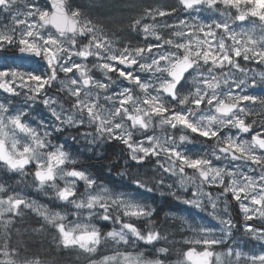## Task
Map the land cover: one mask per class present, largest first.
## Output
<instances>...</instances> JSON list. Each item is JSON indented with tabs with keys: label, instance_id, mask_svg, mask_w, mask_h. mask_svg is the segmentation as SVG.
<instances>
[{
	"label": "snow or ice",
	"instance_id": "1",
	"mask_svg": "<svg viewBox=\"0 0 264 264\" xmlns=\"http://www.w3.org/2000/svg\"><path fill=\"white\" fill-rule=\"evenodd\" d=\"M133 9L117 33L65 0H0L8 248L30 212L41 221L31 232L56 247L114 249L91 264H264V251L226 246L238 223L264 244V0ZM154 191L216 224H157L143 195ZM15 255L40 254L17 244Z\"/></svg>",
	"mask_w": 264,
	"mask_h": 264
},
{
	"label": "rangeland",
	"instance_id": "2",
	"mask_svg": "<svg viewBox=\"0 0 264 264\" xmlns=\"http://www.w3.org/2000/svg\"><path fill=\"white\" fill-rule=\"evenodd\" d=\"M65 2L66 3L70 2L73 8L82 10L86 14L87 17H89L90 15L89 18H91L94 21L99 22L100 26L105 27V31H112V32L120 33V32H123L124 28L127 25V18L129 16L136 14V12L133 9L134 5L172 4V3H175V0H65ZM244 26L249 27L250 25H244ZM97 74L99 75V73ZM257 91L264 92V89H260V88L256 89L255 94H257ZM35 113L40 114V115H47V113L44 112L43 107L41 105H37L35 107ZM196 147H200V146L196 145ZM4 178L7 179V175H5ZM109 178L116 180L115 177H109ZM26 194L29 197L36 199L38 202L46 204L41 199V197H45L42 193L37 192L34 189H27ZM172 211L173 213L171 216L178 215V216L194 217L197 221H201V222L209 223L213 225L216 224V222L211 220V218L207 216L206 213L199 212L198 210L190 209L189 206L182 204L177 200H175V205L172 208ZM231 211H232L233 217L237 221H239L240 217L238 215V212H239L238 208L233 207ZM25 220H27L29 224L32 223L31 221L33 222L40 221L39 218L35 216V214L30 213V212L26 215ZM218 227L219 226L217 225V228ZM237 227L240 230L233 232L232 238L226 240V246H238L239 248L243 249L245 252L260 253L261 251H264V244H261L260 242L254 239H251L248 236H245L242 228H240L239 223ZM45 234L46 235H37L35 233H32L31 231H28L27 237L28 236L48 237L50 235L48 233H45ZM218 235H219V232H218ZM219 250L221 249L218 247L217 251ZM1 256L3 257V254H0V257Z\"/></svg>",
	"mask_w": 264,
	"mask_h": 264
},
{
	"label": "flooded vegetation",
	"instance_id": "3",
	"mask_svg": "<svg viewBox=\"0 0 264 264\" xmlns=\"http://www.w3.org/2000/svg\"><path fill=\"white\" fill-rule=\"evenodd\" d=\"M115 178L117 181L119 180L118 177ZM143 195L145 197L144 202L150 204L155 209L153 219L157 222V224H163L166 217H171L173 213L172 208L175 205L174 198L167 195L166 193L161 195L159 192L155 191L152 193H144ZM41 199L46 204L51 203L47 197H41ZM31 222L32 223L29 224L27 220H25L23 224H17V227L21 228V235L13 237V248L11 250L8 248V233L6 231L0 230V253H2L4 257H0V264H37V261L31 257L25 259L23 256L15 255V246L17 244H19L21 247L27 246L28 231H31L32 227H39V224L41 223L40 221ZM136 223L140 228H146L144 221H136ZM24 229H27V231H24ZM36 238L41 244L38 264H91L93 259L100 260L102 255L114 254V249L112 248L101 247L97 253L87 254L82 253V250H80L78 247L71 249L56 247L52 240V236L50 235L48 237L38 236ZM140 249L144 250L148 254H151L150 246H145L141 243ZM129 251L134 250L129 249Z\"/></svg>",
	"mask_w": 264,
	"mask_h": 264
},
{
	"label": "trees",
	"instance_id": "4",
	"mask_svg": "<svg viewBox=\"0 0 264 264\" xmlns=\"http://www.w3.org/2000/svg\"><path fill=\"white\" fill-rule=\"evenodd\" d=\"M258 95H264V92H259ZM40 247H41V244L37 241L36 237H32V236L27 237V248L29 251L39 253L41 251Z\"/></svg>",
	"mask_w": 264,
	"mask_h": 264
},
{
	"label": "bare ground",
	"instance_id": "5",
	"mask_svg": "<svg viewBox=\"0 0 264 264\" xmlns=\"http://www.w3.org/2000/svg\"><path fill=\"white\" fill-rule=\"evenodd\" d=\"M89 17H90V15H89Z\"/></svg>",
	"mask_w": 264,
	"mask_h": 264
}]
</instances>
